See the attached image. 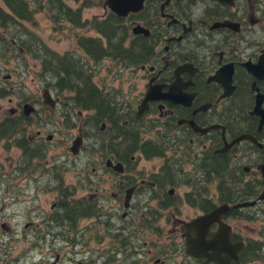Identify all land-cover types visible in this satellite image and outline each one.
I'll list each match as a JSON object with an SVG mask.
<instances>
[{
  "label": "flooded vegetation",
  "instance_id": "flooded-vegetation-1",
  "mask_svg": "<svg viewBox=\"0 0 264 264\" xmlns=\"http://www.w3.org/2000/svg\"><path fill=\"white\" fill-rule=\"evenodd\" d=\"M113 3L114 0H96L101 13L90 19L83 18V12L94 6L91 0H83L76 7L67 3L71 10L82 8L80 21L83 24L65 20L69 28L87 27L95 34H74V49L64 52L49 47L53 52V74L38 75L40 61L34 71L45 81L40 102L36 93L30 96L26 91L25 82L21 90L0 86V98L12 104L11 107L0 105V169L4 168L1 160L7 158V149L12 148L18 151L19 161L23 158L28 165L37 161L38 167L45 168H42L44 175L34 180L33 192L26 184L19 188L13 184L1 187V191L4 189L0 191L2 208L30 199L36 212V219H27L25 224L30 230L25 236H17L6 224L1 208L3 231L26 242L31 237L33 248H46L42 260L49 262V258L54 257L51 263L60 259L55 240L66 246L81 243L84 237L87 245L92 239L98 245L92 254L87 248L84 264H264V122L260 124L264 119L263 1L128 0L126 14L117 12L123 10L119 4L114 6L117 10L112 9ZM2 37L0 35L3 47L0 51L5 49L9 53L2 52L6 60L13 56L19 61L31 54L14 38L5 37V41ZM35 38L39 41L37 35ZM7 41L13 47L11 53L6 48ZM16 47L19 53L12 55ZM115 49L134 55L133 60L121 63ZM99 54L108 55L99 66L106 61L112 63L107 69L114 73L110 82L126 85L125 95L110 82L111 93L105 91V77L99 79L88 67L89 63L96 64ZM59 61L62 66H71L74 75L67 76L65 71L57 75ZM23 65L29 73L28 64L23 62ZM78 67L90 72L83 77L84 82L80 81L85 87L94 88L92 97H96L97 102L109 105L107 112L84 100L83 97L91 95L88 92L82 96L83 103H87L83 108L75 106L73 93L60 96L62 92L57 87L67 78L74 80ZM124 70H128L126 79ZM7 75L3 76V82H9L5 81L10 77ZM46 90L53 104L44 102ZM61 105L63 125L77 133L69 146L60 138L58 146L64 149L60 154L50 155V146L44 142L53 134L43 138L44 130L39 128L36 108L54 112ZM256 105L257 113L254 112ZM70 115L75 116L76 121L72 122ZM32 127H37L33 135L29 133ZM92 133L98 136L95 143L98 163L94 162L92 173L85 177L87 182L81 189H94L95 193L88 197L77 196V187L66 184L62 174L53 185L49 173L56 166H48V163L61 155L68 156L66 150L77 156ZM130 135L139 138L138 148L132 146ZM75 141L77 146L73 152L71 147ZM147 144L148 149L157 148L159 153L147 155L144 151ZM150 160L152 165L141 166L142 161ZM13 163L9 171L11 180H26L18 174L19 162ZM94 175L96 180L92 181ZM1 176L8 178L7 172ZM103 181L110 187H101L99 182ZM40 183L45 187H40ZM181 186L185 190L178 195L176 189ZM44 195H48L47 210ZM73 198L82 200L85 206L97 205L89 217L81 218L89 222L80 229L76 224L72 226L69 216H63L60 207L71 204L69 200ZM105 201L109 208L105 207ZM224 203L229 206L243 203V206L221 214L222 223L230 228L226 240L217 222L211 223L206 231L205 240L211 241L207 253L213 259L187 253L186 222ZM186 210L192 211L191 216L183 215ZM14 215L12 212L8 218L15 219ZM103 215L116 217L118 231L109 232L106 225L100 223ZM62 218L64 220L59 222ZM237 222L243 223L238 225ZM65 223L77 229L73 236L65 234L60 239L56 227H65ZM197 232L198 228H193L190 237L193 245L200 246L203 241ZM0 242L3 246L0 264H5L9 244L1 239ZM12 261L8 260V264Z\"/></svg>",
  "mask_w": 264,
  "mask_h": 264
},
{
  "label": "rangeland",
  "instance_id": "rangeland-1",
  "mask_svg": "<svg viewBox=\"0 0 264 264\" xmlns=\"http://www.w3.org/2000/svg\"><path fill=\"white\" fill-rule=\"evenodd\" d=\"M69 5H71L72 7H76L79 6L83 0H80V2H74L71 0H65ZM90 1V0H89ZM94 3V6L89 7L87 9L84 10L83 12V18H88L90 19L92 16H96L98 14L101 13V9L98 8L96 6V0H91ZM264 3V0H262ZM26 27L35 35H37V39H39V41H36L35 37H31L29 38V36L27 35L26 38H24V36H22V38L27 42L28 48H29V52L33 55L34 51L37 48L36 43L39 42L41 43V41H43L48 47H50L51 49L58 51V52H64L67 51L68 49H74L75 47V35H81L84 33H92L95 34V31H91L89 30L87 27H80V28H74L72 27L71 29L69 28V23H67V21H63L61 23H55L53 22L44 12H39L36 14L35 19L32 23H25ZM70 30L72 31L71 35H70ZM3 33H0V35H2ZM6 38H9V35H6ZM41 39V40H40ZM73 46V47H72ZM72 47V48H71ZM3 48L0 44V49ZM79 50H77L76 52H78ZM5 54H9L5 52V49H2L0 51V69L2 70L0 72V86L6 85V86H13L14 89L17 90H21L24 82L26 85L25 88H27L30 94V96L33 95V93H36L38 98H39V102L41 101V92H42V84H44V80L39 77H37L34 74V71L37 69L38 65H39V60L34 59L32 57V55L27 54L24 56L23 59H20L19 61H15V58H8V60H6V57H3V53ZM11 53V51H10ZM79 55H81L80 52H78ZM12 55H16L12 54ZM83 58V57H82ZM36 61H34V60ZM85 60V59H84ZM24 64H28V69L30 70L29 73H26V66L23 65ZM101 63L99 64H93V63H89L88 67H90L97 75L98 78H104L105 77V87H107V89L105 91L109 92V94L111 93L112 89H108L110 85H116L118 86V90H121V94L127 90L126 85L125 87L120 86V84L117 81H113L110 82L111 78L113 77L114 73L112 71H108V67H112V63L109 61H106L103 63L102 66H99ZM23 67H24V71H23ZM22 71V73H21ZM113 71H116V68H113ZM124 79H126L127 77V72L128 70H124ZM9 74L10 77L5 80V81H9V82H3L2 78L3 76ZM51 75V74H50ZM49 80V79H47ZM110 82V85L109 83ZM99 85H101L100 83H98ZM56 90V88H54ZM53 89V90H54ZM114 89V88H113ZM117 89V88H115ZM54 90V91H55ZM113 95L118 96L117 94H114L112 92ZM68 95H70V93L68 92H64L61 93L60 96L63 97H67ZM31 100L33 99L32 97L30 98ZM7 99H1L0 98V105H4L6 107H11L12 104H10L9 102L6 101ZM62 105L58 106L54 112H51L50 110H45V109H41V107L37 106V113L35 114V116H37V118L40 120L39 123V128L41 130H44V133L42 134L43 138L46 139L45 137L47 135L53 134L52 138L49 141H45L44 143L46 145H49V150H50V155H57L60 154V150L64 149V146H58L59 144V139L61 138V140L64 142V144L67 143V146H69L71 144V140L73 139L72 137L77 133L76 130H73L71 128L66 127L65 125H63L62 120H63V114L62 112L64 110H62ZM43 110V112H42ZM90 112V111H89ZM70 117L72 118V122L76 121V117L73 115H70ZM80 120L77 121V123H79ZM37 127H32L29 129V133L30 134H35ZM55 132V133H54ZM109 136V135H108ZM70 137L69 140H66V138ZM72 138V139H71ZM98 141V136L95 135L93 136V133L91 135V138L88 139V141H85L84 147L82 150H80L79 154L77 156H73L72 154L67 152V155L69 156H65V155H61L60 157L56 158L55 161L48 163V166L50 165H55L56 167L51 168V172L49 173V177L52 178V184L54 185V183H56V178H58L60 176V174H62L63 178H64V182L66 184H74L77 187V196H83V197H88L89 195H92L95 193V190H86V188L81 189L82 185H86V176H89V173H92V166L95 163H98V156L96 154L97 152V146H96V142ZM100 141V140H99ZM17 150L15 149H7L6 152V159H2L1 163L2 165H4L3 169H0V191H1V187L4 188L7 187L10 184L13 185H17V187L19 188L20 185L22 184H26L27 187H29L30 191L33 192V190L36 187V182L34 181L36 179V177H40L43 176V171L42 168L43 165H41V167H38L36 165L37 161L34 162H29V165L27 164V161L25 159L22 158V161L18 160V155H17ZM62 154V153H61ZM25 157V156H24ZM26 158V157H25ZM65 158V159H64ZM68 158V160H67ZM15 161H18L19 163L17 165L20 166V170H19V175L21 177H24L26 180H21L18 181L17 179L15 180H11V178L9 177V171L14 167V163ZM13 163V164H12ZM153 161H142L141 162V166H150L152 165ZM157 163L160 164V160H157ZM5 165H6V170H5ZM11 166V167H10ZM45 169V168H44ZM3 172H7L8 178L5 179L3 176H1L3 174ZM92 175V174H91ZM18 176V177H20ZM168 174L166 175L167 178ZM46 179H44L43 181H45ZM92 181H95V175L92 176L91 178ZM99 181V180H97ZM19 184V185H18ZM100 186L103 188H109L110 184L108 182L103 181V183L99 182ZM97 185V184H96ZM95 185V186H96ZM40 187H45L43 186L41 183L39 185ZM34 188V189H33ZM185 187L181 186L178 187L176 189V193L178 195H180L185 189ZM4 190V189H3ZM2 190V191H3ZM1 191V192H2ZM48 195H44L42 197V199H45V204H44V208L47 210L49 208L48 205ZM75 199V198H73ZM110 202L111 199H108ZM31 201L33 200H23L21 203H16V205L14 203L12 204H6V206H3V204H0V212H1V208H2V212L5 216V222L7 225H9L13 231H16V235L19 236H25V234L27 233L26 231L30 230V227L25 228V224L27 223V219L34 221L36 219V215H35V210H34V204L31 203ZM91 201V200H89ZM6 202H4L5 204ZM105 207L109 208L110 206L108 205V203L105 201ZM95 208H97V205L95 206ZM13 212V215L15 216V219H10L8 218V216L10 215V213ZM192 211L190 210H186L183 215L184 216H191ZM102 219V221L100 223L105 224L106 228L109 232H116L118 231L117 229V223L116 221V217H111V216H106L103 215L100 217ZM81 221V220H80ZM76 221V227H78V229L81 228V226L87 222H89L88 220L86 221ZM120 223V222H118ZM243 222H237L238 225L242 224ZM66 224V223H65ZM126 224V222H125ZM73 226V225H72ZM239 227V226H238ZM105 228V229H106ZM77 229L75 227L70 228L67 224L65 227L63 226H57L56 227V233H60L59 237L60 239H63L62 236L65 234H68V237L73 236V232L74 230ZM96 230V229H95ZM100 232L98 231L97 234H99ZM95 234V235H97ZM15 234H11L9 232H5L3 231V228L1 227V222H0V239L7 242L8 245V252L7 256L4 257V262L5 264H8V260L10 261L11 259L13 260L11 264H84L83 261L86 257H88L87 254V248L89 247L90 249V254L93 253V251L95 250L94 248L97 247L98 245L96 244L95 239H92L89 244L87 245L84 242V237L80 242L77 243H73L72 244H68L66 246H64L63 244L57 242V240H55V248H56V252H59L60 254V259L59 260H55V263H51L52 260H54V257L51 256L49 258V262H45V260H42L43 255L45 254L44 252L46 251V248H43V246H41L40 248H33L32 246V238H29V241L26 242L25 240H23L21 237H17ZM15 236V237H14ZM25 239V237H24ZM84 242V243H83ZM61 244V245H60ZM12 245H14L12 247ZM47 247V246H46ZM3 248V246L1 245L0 242V249ZM7 248V247H6ZM15 248V250L13 251V249ZM23 251V252H22ZM22 252V254H20ZM20 256V257H19ZM17 257L18 260L14 261V259H16ZM97 259H95L96 261ZM129 264V263H126Z\"/></svg>",
  "mask_w": 264,
  "mask_h": 264
},
{
  "label": "trees",
  "instance_id": "trees-1",
  "mask_svg": "<svg viewBox=\"0 0 264 264\" xmlns=\"http://www.w3.org/2000/svg\"><path fill=\"white\" fill-rule=\"evenodd\" d=\"M71 11L72 16H69ZM39 12H44L55 23H61L63 22V20H69L76 25H81L82 23L80 21V19H82V8H73L71 10L65 0H0V33H3L2 38L6 41L5 37L6 35H9V37L14 38L18 42V44L25 50V52H29L27 42L22 38V36L26 38V36L28 35L29 38H31L34 36V34L26 27L25 23H32L35 19L36 14ZM6 48L8 49V52L12 51L13 47L10 45L9 41H7ZM14 51L17 54L19 53L17 47ZM115 51L117 52L115 56L121 63L122 60H133L132 58L134 57V55L128 53L123 54L121 49H115ZM106 56L108 55H97L96 58H98V60L96 61V64L101 63L102 59H104ZM32 57L40 61V71L38 72V75L43 76L45 73L53 74V52L46 44L38 43ZM69 69L71 71H69ZM79 70H77L75 73V79L71 81L67 78V81L64 82L63 85H59L57 87L58 91L62 93H73L75 95L74 102L77 108H83V104H87L83 103L82 96L83 94L88 92L91 95L86 98L83 97L84 100L94 103L91 105L94 108L99 106V109H103L107 112V110L109 109V105L104 103L103 101L97 102L96 97H92L94 88L91 86L85 87L84 83H82L84 82L83 77L88 75L90 72L86 71L85 69L80 71ZM63 71L67 73V76L74 75L73 68L71 66H62V61H59V63L56 65V74L59 75V73H63ZM80 79H82V82L80 81ZM131 136L132 135H130L129 137L132 141V146L135 145V147L138 148L137 145H139V142L137 141V139L139 138L137 136ZM144 146V151L149 156H154L159 153V150L157 148L148 149L150 147L148 144ZM218 176H220V179H222L221 174ZM61 201L65 200L62 199ZM69 201H71V204L65 206L64 204H61L60 207L63 212L62 215L69 216V222L72 223V225H74L77 220L80 221L81 218L89 217L95 208L94 204L85 206L84 204H82V200L72 199ZM63 218L60 219L59 222L63 221Z\"/></svg>",
  "mask_w": 264,
  "mask_h": 264
},
{
  "label": "water",
  "instance_id": "water-1",
  "mask_svg": "<svg viewBox=\"0 0 264 264\" xmlns=\"http://www.w3.org/2000/svg\"><path fill=\"white\" fill-rule=\"evenodd\" d=\"M120 5V7L123 9L122 11H118L117 9L114 8L115 5ZM128 7V0H114L113 5H111L112 9L117 10L119 14H126V8ZM8 76V75H7ZM44 97V102L45 103H51L53 104V100L51 99V95L48 90L44 91L43 93ZM258 105L255 106L254 112L257 113ZM264 122V119H261L260 124ZM243 138V135L239 137V139ZM238 139V140H239ZM78 141V140H77ZM77 141L74 142L73 147H71V150L74 152L77 146ZM129 190L127 191V198H128ZM239 206H243V203H237L232 206H229V204L224 203L212 210L209 213L203 214L201 216H198L194 218L193 220L186 222L187 225V246H186V252L196 255V256H204L207 258V260L213 259V256L209 253H207V250L211 247H209V244H211L210 240L207 241L205 240V233L209 229L211 223L217 222L220 225V229L225 233L224 239H227V235L229 234V226L225 225L221 221V214L229 210L230 208H237ZM193 228H198L197 234L199 235V239L203 241V243L198 246V245H193L192 244V238L190 237V233L193 231ZM219 239L222 238V236H218Z\"/></svg>",
  "mask_w": 264,
  "mask_h": 264
},
{
  "label": "bare ground",
  "instance_id": "bare-ground-1",
  "mask_svg": "<svg viewBox=\"0 0 264 264\" xmlns=\"http://www.w3.org/2000/svg\"><path fill=\"white\" fill-rule=\"evenodd\" d=\"M258 95H260V94H258Z\"/></svg>",
  "mask_w": 264,
  "mask_h": 264
}]
</instances>
